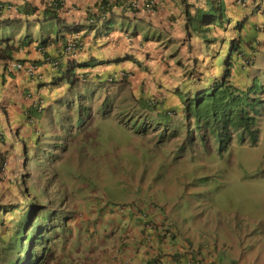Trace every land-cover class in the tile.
Returning a JSON list of instances; mask_svg holds the SVG:
<instances>
[{
  "label": "rangeland",
  "instance_id": "374dc122",
  "mask_svg": "<svg viewBox=\"0 0 264 264\" xmlns=\"http://www.w3.org/2000/svg\"><path fill=\"white\" fill-rule=\"evenodd\" d=\"M259 47L258 61L264 58V38ZM134 74L138 72L132 70L108 85L101 75L96 84L64 79L48 87L44 96H56L46 109L48 121L41 135L27 144V165L18 170L13 162L10 175L0 173V206L23 204L20 196L28 192L44 205L39 208L41 221L53 213L50 217H55L58 229L47 228L35 237L41 252L53 250L44 264L74 262L79 253L76 247L89 248L99 242V219L90 228L80 227L79 221L71 228L74 221L62 213L83 209L84 215L93 218L122 206L123 214L129 215L128 206L138 200L162 212L168 206L176 223L186 219L210 224L216 237L236 250L227 254L225 264H264V109L255 144L238 141L234 133L230 145L219 152L213 134L204 144L196 133L197 139L182 148L187 126L176 124L181 126L176 131L171 124L170 128L168 117L136 99L161 81L137 82ZM159 92L166 106L180 102L174 95ZM93 228L94 232H87ZM80 236L89 241L79 242ZM2 239L4 250L3 242L8 240L4 235ZM63 248L68 249L60 253Z\"/></svg>",
  "mask_w": 264,
  "mask_h": 264
},
{
  "label": "crops",
  "instance_id": "0c3cea01",
  "mask_svg": "<svg viewBox=\"0 0 264 264\" xmlns=\"http://www.w3.org/2000/svg\"><path fill=\"white\" fill-rule=\"evenodd\" d=\"M189 1L206 6V0ZM223 1L231 19L223 28L228 39L235 34L234 22L244 18L249 24L264 17L260 13L264 0H259V7L254 10V3L258 4L255 0H245L244 4ZM54 3L55 0H0V19L12 20L0 24V48L5 44L3 38L17 44L25 34L32 33V39L13 50L10 59L0 58V130L4 136L1 151L11 156L21 150L20 146L31 144L35 135H41L49 118L46 109L56 98L45 97L44 92L54 84L55 76L64 74L62 71L86 73L90 83H97L101 75L107 77L119 69L135 70L137 82L161 81L153 94L162 91L174 95L177 101L180 100L174 88L183 92L197 84L187 80L183 71V64L186 66L199 50L195 42L189 46L185 40V14L180 0H60L55 11L60 22L43 16L46 9H53ZM47 35L49 39L40 43ZM73 37L80 43L79 51L75 55L62 54L60 50ZM127 54L138 61L116 60ZM46 57L57 62L53 64ZM14 59L35 63L40 78L14 68L9 73L7 68ZM64 79L68 77L62 76L57 84ZM37 98L44 105L42 111L33 105ZM27 110L36 117L35 122H29ZM130 212L100 216L97 250L82 264H225L227 254L236 252L219 242L211 228L201 221L190 223L185 219L176 223L172 216L166 218L162 211L153 209L149 223H145L139 212ZM167 222L173 223L175 229L170 239L158 234Z\"/></svg>",
  "mask_w": 264,
  "mask_h": 264
},
{
  "label": "trees",
  "instance_id": "16d2710c",
  "mask_svg": "<svg viewBox=\"0 0 264 264\" xmlns=\"http://www.w3.org/2000/svg\"><path fill=\"white\" fill-rule=\"evenodd\" d=\"M180 1L185 14V40L189 46H193L195 42L199 50L197 55L188 61L190 64L187 63L185 66L183 61L180 63L183 64L187 80L191 78L192 82H195L196 79L201 78L202 82L186 88L183 92L174 88L173 92L180 100L178 105L166 106V99L155 93L150 97L136 99L142 106L156 108L157 115L168 117L170 128L171 124H183L182 121L175 120L176 116L186 119L187 123L193 121V126L198 129L199 138L203 143L206 144L210 135H214L219 152L224 151L230 145L234 133H237L238 141L255 144L259 137V118L264 108V79L260 78V74L257 73L260 68H254L256 54L261 51L260 41L264 38L261 37L258 23L250 22L252 26H249L250 23L247 24L244 18L234 22L235 34L228 41L223 35V30L225 31L223 28L227 27L231 19L225 12V4L222 0H206L205 7L189 0ZM256 7H259V4ZM56 9L57 6L53 9H46L43 14L44 18L48 17L60 22L61 18L56 14ZM261 14H264V10ZM11 21L3 18L0 19V24H8ZM31 39L32 35L29 33L25 34L18 44L10 41L9 38L4 39L5 45L0 48V58H11L13 50L23 43H28ZM47 39H49L48 35L41 39L40 43H45ZM227 41L230 42V51L226 48ZM126 58L130 56L123 57V59ZM116 60H122V58ZM62 73L64 74L55 76L52 81L58 83L64 75L72 84L77 81L74 71L68 70ZM212 73L215 74L212 75ZM204 76H208L209 79L206 80ZM231 76L234 78L231 79ZM174 112L176 114L173 115ZM179 127L181 126H174L176 131L180 129ZM185 139L190 145L197 137L187 130ZM1 207L0 229L2 228V234L8 240L7 244L3 242L4 260L8 264H13L20 257L19 250L23 248V235L26 234L27 241H30V238L35 239L41 225L35 224L34 228L29 230L30 232L25 230L28 225L32 227L31 213L28 212L31 206L26 207V210L15 220L12 218L18 206L14 207L12 204ZM168 231V229L165 230L164 234L166 235ZM173 236L168 234L167 237ZM27 249L28 247L25 249L28 259L26 261L29 264L31 256Z\"/></svg>",
  "mask_w": 264,
  "mask_h": 264
},
{
  "label": "clouds",
  "instance_id": "9594fccd",
  "mask_svg": "<svg viewBox=\"0 0 264 264\" xmlns=\"http://www.w3.org/2000/svg\"><path fill=\"white\" fill-rule=\"evenodd\" d=\"M59 1L60 0H55V3H54L55 6L54 7L58 6L57 3H59ZM257 1H258V4H259V0H257ZM257 1H255V2H257ZM237 2L240 3V4H244L245 0H237ZM256 5H257V3H254V5L252 7L253 10L257 8ZM256 22L258 23V27H259L260 23H263L264 22V17L261 18V20L256 21ZM259 29L262 30L261 37L262 36L264 37V23H263L262 28H259ZM67 30H70V27H67ZM29 34L32 35V33H29ZM4 39H6V38H3L1 40L2 41H5ZM71 40H75L77 42L78 48H77V50L75 52H69V51H66L65 50V47H66L67 43L69 41H71ZM228 41H230V40L228 39ZM228 41H227V47L226 48H227V51H230V48H229L230 42H228ZM226 48H225V50H226ZM79 49H80V43H79L77 37H73V38H71V39H69V40L66 41L65 45L62 47V49L60 50V52L62 54L65 53V54H68V55H75L79 51ZM261 51L257 52V57H258V55L260 54ZM128 56H130V58H126V59H133L134 61H138L135 58H133L131 55H128ZM236 56L238 58L237 52H236ZM123 57H120V58L123 59ZM8 59H10V58H8ZM45 60L50 61L53 64H55L57 62V60L55 58H51V57H46ZM255 62H256V65H255L254 68L255 69L256 68H260V69L263 70V74H260V78H263L264 79V58H262L259 61L256 58L255 59ZM17 63L21 64L22 66L21 67H18L16 65ZM29 63L34 64L36 66V74L35 75L34 74H29V73H27L25 71L24 66L25 65H28ZM5 67H6V65H5ZM11 68H14L16 70H23L29 76H31L33 78H38L39 79L40 76H41V74H39L38 71H37V65L35 63H32V62H26L25 60H20V59H14V60H12L11 61V67H8L7 68L8 71H9V73H12V71H13ZM254 71H256V70H254ZM217 72H215V73H217ZM215 73H212V75H214ZM257 73L259 74V70L257 71ZM127 74L130 75V70H126V69L116 70L115 72L109 74L106 77V79L103 81V83L105 85H108L109 82L114 83V82H116V81H118V80L126 77ZM74 76L77 78V81L75 83H84V84H87V85L90 84V82L88 81L89 80V75L88 74H86V73H76L75 72L74 73ZM204 77L206 79L209 78L208 76H204ZM230 78L233 79L234 77L231 76ZM190 80H191V78H190ZM201 82H202L201 81V78L196 79V83L198 85ZM153 92L154 91H153V88H152L149 91V93L147 92L145 94V96H149L150 97L153 94ZM158 96L161 97L160 94H158ZM140 97H142V96H140ZM33 105H34V107L38 111H42L44 109V105L42 104V101H40V98L35 99V101L33 102ZM25 114H26L27 118L29 119V122H35L36 121V117L32 113H30L29 110L25 111ZM180 118H181V116H180ZM180 118L178 120H180ZM186 122H188V121L186 120ZM186 122L183 121L182 123L187 126V130L193 132L195 134V137H197L196 133L199 134V131H198V129L195 126H193V123H192L193 121H190L189 123H186ZM36 131L38 132V128H36ZM174 134H176V133H174ZM185 137H186V135H185ZM185 137H184V139H183V141L181 143V146L183 148H184L185 145H188L187 139H185ZM3 138H4V136H3V134H2V132L0 130V143L3 141ZM26 147H27V145L24 144L19 152L15 151V152H13L11 154V156H10L9 152H7V151H1L0 150V173L1 174H5V173H7L9 171V175H10L12 171H10L9 168L12 165L13 162L18 165V167H19L18 170L23 169V166L24 165L25 166L27 165L28 155H27V148ZM15 175L18 176V173H16ZM19 177H20V175H19ZM24 195H25V197L22 198L20 196V199H23V201H25V202H23V204H21V202H16L14 204V207L18 206L15 215H19V214L21 215L26 210V207L31 206V209H29L28 212H29V214L31 213V215H30L31 216L30 223H31L32 227L30 228V225H28V227L25 230L26 231H29L30 229L32 230L34 228V225L35 224L41 225V226H39V230L37 231V233L38 232H41V231H44L45 229L51 228V227H53L55 229H58V225L54 222L55 221V217H50L51 215H53V213L52 214H48L49 217H48V220L47 221H43V220L41 221L40 220V214H39V208H41L44 205L43 204H39L36 199H33L32 197H30L28 195V192L27 193H24ZM26 199H29V200H26ZM151 202H153V201H151ZM5 205L6 206H9L8 204H2L1 206H5ZM1 206H0V208H2ZM128 207H129V211L139 212L140 215L143 216V218L145 220V223H149V221H148L149 220V214H151L153 212V208H151V206L149 204H145V202L143 200H138V201H133ZM124 209L125 208L122 207V206L117 207L116 209H113L114 212L113 211H110V209H107V210H105L103 212V215H99V216H96V217H93V218L92 217H89L88 215H84L83 214V209H80L78 211L69 210L66 213H62L63 215L62 214L61 215L65 219H69L70 218L71 221L72 220L74 221L73 223L70 222V227L71 228L76 225V222L77 221H79L80 227H88V228H90L92 225H94L96 223V221L98 219H100V216L102 218L105 214H118V215H122ZM92 210H93V208L88 209V211H90V212ZM73 212L75 213L74 218H73ZM170 212H171V209L167 206V208L165 209V211H163L162 213L164 214V216L166 218H168V217L171 216L170 215ZM36 215H38V217H36ZM70 215H72V216L70 217ZM77 215L79 216L78 219H77ZM82 219H85V221H82ZM172 219H174V218L172 217ZM201 222H203V221H201ZM47 224H48V226H47ZM203 224L206 225V226H208V227H210L211 230L215 231V229H213L210 226V224H206L205 222H203ZM171 225H174V224L173 223L171 224V223H168L167 222V227H165V229H162V230L158 231V234L159 235H162L163 237H165L167 239H170L171 237H167L168 234H172V235L175 234V229ZM167 229L169 231L165 235L164 232ZM94 231H95V228H93L92 230H90V229L87 230V232H94ZM3 235L4 234H2V228H1L0 229V236H1V238H0V244H2ZM215 237H216V235H215ZM216 239L219 242H221L225 247H233V244L229 243L227 240H220L217 237H216ZM78 240H79V242L81 240H85V241L88 242L89 241V237L80 236V237H78ZM55 245H56V243L54 244V250H55ZM26 247H28L27 251L30 252V256H31V258L29 259V264H44V262L46 261V259H48L50 257V255H51V253L53 252V250L50 249V248H47L46 251H42L41 252V248L36 245V239L31 238L30 241L29 240L27 241L26 234H25V235H23V248L21 247L20 250H19L21 252L20 257L13 264H28V262L26 261V260H28L26 258V251H25ZM74 247H75V245H74ZM76 248H77V250H79V253L75 256L74 262H66V260H64V262H62L60 264H82V262L83 263L88 262L89 261V258L92 257L95 254L96 250H97V247H96V250H95V246L89 247V248H80L78 246ZM67 249L68 248H63L60 253L66 251ZM91 252H94V253H91ZM4 258H5L4 250H2L1 247H0V264H8V262L5 261Z\"/></svg>",
  "mask_w": 264,
  "mask_h": 264
},
{
  "label": "built area",
  "instance_id": "2783aa9c",
  "mask_svg": "<svg viewBox=\"0 0 264 264\" xmlns=\"http://www.w3.org/2000/svg\"><path fill=\"white\" fill-rule=\"evenodd\" d=\"M77 42L75 40H71L67 43L65 50L69 52H75L77 50ZM18 67H21L22 65L17 63L16 64ZM25 71L29 74H36V66L34 64L29 63L28 65L24 66Z\"/></svg>",
  "mask_w": 264,
  "mask_h": 264
}]
</instances>
